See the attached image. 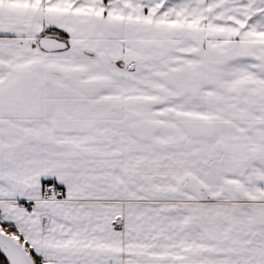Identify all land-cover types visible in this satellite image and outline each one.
<instances>
[{
	"label": "snow or ice",
	"instance_id": "snow-or-ice-1",
	"mask_svg": "<svg viewBox=\"0 0 264 264\" xmlns=\"http://www.w3.org/2000/svg\"><path fill=\"white\" fill-rule=\"evenodd\" d=\"M0 264H264V0H0Z\"/></svg>",
	"mask_w": 264,
	"mask_h": 264
}]
</instances>
